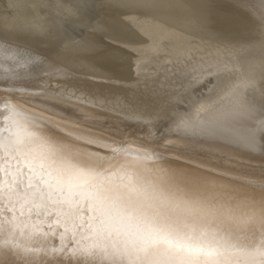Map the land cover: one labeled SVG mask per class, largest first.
Segmentation results:
<instances>
[{"label":"bare ground","instance_id":"6f19581e","mask_svg":"<svg viewBox=\"0 0 264 264\" xmlns=\"http://www.w3.org/2000/svg\"><path fill=\"white\" fill-rule=\"evenodd\" d=\"M5 103L27 117L42 152L88 164L99 153L107 166V150L124 143L150 154L143 164L202 178L224 196L248 198L246 210L258 212L264 3L0 0V110L7 116ZM169 109L164 137L144 136ZM0 122L7 144L10 122ZM10 164L27 171L23 160ZM0 166L9 167L2 149ZM7 181L0 172V264H107L86 210L22 207L9 200ZM247 235L258 242V226Z\"/></svg>","mask_w":264,"mask_h":264},{"label":"snow or ice","instance_id":"6c2138e0","mask_svg":"<svg viewBox=\"0 0 264 264\" xmlns=\"http://www.w3.org/2000/svg\"><path fill=\"white\" fill-rule=\"evenodd\" d=\"M3 108L10 135L7 144L0 140V149L9 167L0 166V172L8 177L9 200L22 207L86 210L97 246L110 257L107 264H264V186L258 212L247 211L248 198L224 196L202 178H177L145 165L150 154L130 152L124 143L107 150V166L99 153L92 164L71 162L40 151L27 117L18 119L22 112L7 103ZM10 160H23L27 171L19 165L13 170ZM257 226L254 243L247 233Z\"/></svg>","mask_w":264,"mask_h":264},{"label":"rangeland","instance_id":"374dc122","mask_svg":"<svg viewBox=\"0 0 264 264\" xmlns=\"http://www.w3.org/2000/svg\"><path fill=\"white\" fill-rule=\"evenodd\" d=\"M49 56H50V51H48V53H45V56L43 58H49ZM200 93H203V92L202 91L201 92H199V91L197 92L196 91V93H195L196 97L200 96ZM179 105H182V104H178L177 103V106L176 107L178 108ZM171 112H172L171 109L165 111V113L163 114V117L161 116V119L160 120L158 119L157 123L152 124L151 125L152 128H150L149 130H147L144 136H146L150 140H158V139L163 138L164 135H165V133L164 134H162V133H163V129L166 126L165 123L166 122L168 123L169 121L167 119L171 118L172 115H173V113H171Z\"/></svg>","mask_w":264,"mask_h":264}]
</instances>
